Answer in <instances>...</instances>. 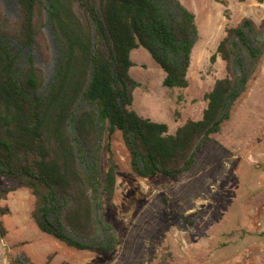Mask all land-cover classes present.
<instances>
[{
  "label": "trees",
  "instance_id": "16d2710c",
  "mask_svg": "<svg viewBox=\"0 0 264 264\" xmlns=\"http://www.w3.org/2000/svg\"><path fill=\"white\" fill-rule=\"evenodd\" d=\"M18 6L13 25L0 11V177L32 192L42 233L77 251L111 254L119 240L103 211L104 199L115 196L117 164L108 146L111 165L102 174L105 133L122 134L142 179L189 173L247 92L264 56V21L257 27L246 19L227 31L211 58L225 62L227 76L207 95L203 118L172 135L166 124L131 109L139 87L130 75L131 53L147 50L166 74V88L189 87L199 30L180 0H18ZM44 26L59 55L48 84L30 52L40 51ZM7 214L0 206V219ZM14 264L32 263L24 256Z\"/></svg>",
  "mask_w": 264,
  "mask_h": 264
},
{
  "label": "rangeland",
  "instance_id": "374dc122",
  "mask_svg": "<svg viewBox=\"0 0 264 264\" xmlns=\"http://www.w3.org/2000/svg\"><path fill=\"white\" fill-rule=\"evenodd\" d=\"M196 16L199 40L193 50L187 89L164 86L166 74L144 48L131 53V77L139 84L131 107L139 116L166 124L174 135L186 122L199 121L207 95L227 76L216 54L227 31L244 20L260 27L264 3L257 0H180ZM1 14L13 25L18 0H0ZM46 17V16H45ZM36 65L51 82L58 48L47 26ZM14 43V41H13ZM29 53L28 50L25 51ZM117 164L112 200L104 199L103 215L119 240L111 254L77 251L42 233L33 219L36 199L14 179L0 177V206L6 235L0 236V264L25 256L32 264H264V56L237 101L231 119L198 153L195 167L178 179H142L131 168L122 134L105 133L102 174Z\"/></svg>",
  "mask_w": 264,
  "mask_h": 264
}]
</instances>
